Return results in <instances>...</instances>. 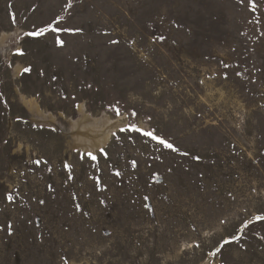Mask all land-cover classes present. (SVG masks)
<instances>
[{
	"label": "rangeland",
	"instance_id": "374dc122",
	"mask_svg": "<svg viewBox=\"0 0 264 264\" xmlns=\"http://www.w3.org/2000/svg\"><path fill=\"white\" fill-rule=\"evenodd\" d=\"M257 216L264 0H0V264H264Z\"/></svg>",
	"mask_w": 264,
	"mask_h": 264
},
{
	"label": "bare ground",
	"instance_id": "6f19581e",
	"mask_svg": "<svg viewBox=\"0 0 264 264\" xmlns=\"http://www.w3.org/2000/svg\"><path fill=\"white\" fill-rule=\"evenodd\" d=\"M85 123L78 122V130L76 134V138L78 140V144L83 148L91 152H95L97 150V147L101 146L102 143H105L111 132L114 131L117 125L116 123L112 125V127H108L106 131H102L103 128L100 129L98 132L99 127V121L95 119H91V116L88 115L85 117ZM94 132V136H92V133ZM102 132V133H101ZM78 145V146H79Z\"/></svg>",
	"mask_w": 264,
	"mask_h": 264
},
{
	"label": "snow or ice",
	"instance_id": "6c2138e0",
	"mask_svg": "<svg viewBox=\"0 0 264 264\" xmlns=\"http://www.w3.org/2000/svg\"><path fill=\"white\" fill-rule=\"evenodd\" d=\"M249 2H250L253 6L255 5V0H249ZM69 7H71V4H69ZM77 31H79V29H77ZM40 34H41L40 32H33V33H30L29 35H40ZM159 39L163 40V39H165V37L160 36ZM62 43H63V42L60 41V44H61V45H62ZM111 43H113V44H117L118 41H111ZM30 70H31L30 68H25V69H24L25 72H29ZM237 75H241V74H240V73H237ZM224 78H225V79L228 78V77H227V73L224 74ZM89 86H90V85H89ZM114 110H115V112H116L117 115H120V109H119L118 107L115 108ZM131 114H132L133 116H135L137 113H136V111L133 109V111H132ZM149 119H151V117H149ZM129 130H131V131L141 132L143 135L148 136V137H151L152 139L156 140L159 144L163 145L165 148L172 149L173 151H177V150H178V149L175 148V146H174L173 143L169 142L167 139H164V138H162V137L156 135V134H155L154 132H152V131H144V130H142V129L137 128L135 125H129ZM122 131H123V129H122ZM101 151H103V149H101ZM185 155H187V153H185ZM89 156H91L92 159H96V157H95V156H92L91 153H89ZM195 159L198 160V159H200V157L197 156V157H195ZM36 163L39 164L40 161L37 160ZM117 175H119V173H117ZM8 199L11 200L12 197L9 195ZM41 203H43V201H41ZM256 219H257V220H264V216H257ZM220 223H221V224H224V223H226V221H225V220H221ZM245 226H247V225H245ZM233 239H238V237L233 236ZM225 243H228V241H225ZM196 246L199 247V245H196ZM188 247H192V245L187 244V243H185V244L183 245V248H188ZM221 247H222V246H221ZM182 250H183V249H182ZM220 250H221V248H220V247H217L216 250H215V252L211 253V255H216L217 253L220 252ZM65 264H66V261H65Z\"/></svg>",
	"mask_w": 264,
	"mask_h": 264
}]
</instances>
